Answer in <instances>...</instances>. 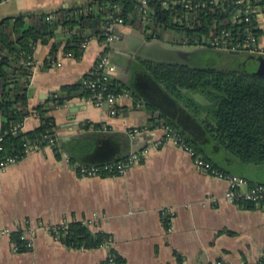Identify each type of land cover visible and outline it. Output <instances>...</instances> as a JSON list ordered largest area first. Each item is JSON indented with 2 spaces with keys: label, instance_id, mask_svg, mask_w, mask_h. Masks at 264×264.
Segmentation results:
<instances>
[{
  "label": "crops",
  "instance_id": "0c3cea01",
  "mask_svg": "<svg viewBox=\"0 0 264 264\" xmlns=\"http://www.w3.org/2000/svg\"><path fill=\"white\" fill-rule=\"evenodd\" d=\"M91 1L7 0L0 3V20L29 12L71 10ZM256 27L260 30L258 43L264 48V7ZM115 31L119 38L112 44L104 46L92 38L79 57L64 56L63 46L55 57L50 56L54 39L38 43L33 55L29 107L89 73L104 49L116 66L113 79L140 93L144 89L139 74L146 61H186L205 66L203 52L194 54V46L170 42L168 34L161 39L146 38L128 23L116 26ZM220 54L234 66L215 67L231 69L240 68L242 63L248 66L250 57L261 56ZM50 59L61 65L51 67ZM117 106L118 112L111 114L106 105L96 106L88 97H75L51 114L63 141L95 133L97 129L90 126L85 130L81 125L98 122L105 132L127 134L130 152L146 147L147 154L124 174L78 175L50 146L31 150L0 168V226L17 227L29 220L35 227L32 247L26 251H13L9 237L0 239V264H109L111 248L124 258V264H258L264 260V204L227 201L225 180L195 167L192 157L170 142L154 146L163 132L146 126L148 114L141 103L134 104L131 97L117 102ZM36 125L37 118L32 114L23 120V130ZM134 128L139 130L131 133ZM212 159L220 169L245 179L242 190L264 184V163H240L226 159L222 152L212 154ZM72 219L110 236L93 248L66 246L52 231L54 225Z\"/></svg>",
  "mask_w": 264,
  "mask_h": 264
},
{
  "label": "trees",
  "instance_id": "16d2710c",
  "mask_svg": "<svg viewBox=\"0 0 264 264\" xmlns=\"http://www.w3.org/2000/svg\"><path fill=\"white\" fill-rule=\"evenodd\" d=\"M140 3V0H93L87 4L91 6L87 12H75L82 8L78 6L49 13L29 12L25 16L0 20V160L7 155L21 159L27 154L28 147L40 150L50 146L58 156L65 153L70 165L120 161L130 152L127 134L105 132L98 122H84L81 128L87 130L91 126L98 131L88 132L72 142L58 136V126L51 111L72 98L88 97L90 91L83 86L82 79L92 77L89 73L62 85L42 103L29 107L33 55L38 43H49L54 39L50 56L55 57L59 47L63 46L64 52L70 51L79 57L82 41L87 38L102 41L110 14L121 17L124 23L139 29L146 38L161 39L163 34H168L170 42L194 46L193 53L200 50L203 56L204 48L227 52L204 45L208 35L225 28L232 30L236 39L242 36L241 23L245 21L233 22L228 10L232 7L228 5V9L185 11L171 0H146L144 14L138 8ZM50 13L54 17L48 20L46 16ZM248 26L257 36L260 34L254 19ZM260 55L264 58V53ZM139 75L143 93L113 78L108 88L128 90L133 103H141L146 110L147 127L169 126L197 155L225 173L230 172L220 169L212 154L222 152L226 159L240 163H264V76L242 68L151 60L143 64ZM32 111L36 112L37 125L31 130L15 129V125L22 123ZM54 227L52 233L56 232L57 239L73 248L97 247L110 236L101 230H90L82 220L76 219ZM21 233L20 229L13 231L10 241L18 245V251H26ZM110 253L124 264V258L114 249L111 248Z\"/></svg>",
  "mask_w": 264,
  "mask_h": 264
},
{
  "label": "built area",
  "instance_id": "2783aa9c",
  "mask_svg": "<svg viewBox=\"0 0 264 264\" xmlns=\"http://www.w3.org/2000/svg\"><path fill=\"white\" fill-rule=\"evenodd\" d=\"M7 0H0V3ZM139 10L146 14V0H140ZM173 3H178L185 11H190L192 9H228L230 11V18L233 22L242 24V36L240 39H236L234 32L230 29H221L216 33H212L204 38V45H208L215 49L227 52H247L250 54L260 55L264 53V48H261L258 43V36L253 32V30L248 26L251 19L257 20V17L262 12L264 7V0H171ZM165 3V2H164ZM228 5V6H227ZM220 8V9H221ZM91 9V6L85 5L82 8L76 9L75 12H87ZM113 13V12H112ZM54 16L50 13L47 14L46 19L50 20ZM107 23L105 25L104 38L101 43L104 46L112 44L115 40L119 38V35L115 31V27L124 23L123 19L119 16H114L110 14L107 18ZM238 32V36L240 34ZM237 37V36H236ZM90 39H85L80 44V50L83 51L89 44ZM66 57H75L70 51L65 52ZM61 62L58 60L50 59V66L57 67L60 66ZM116 73V66L111 62L109 54L104 49L97 56L89 75L92 77H86L82 79V84L89 91L90 95L88 98L96 106L106 105L111 114L118 112L117 102L123 99L131 98V94L126 89H121L120 91H112L108 88L109 81L113 78ZM32 115L35 116L36 112L32 111ZM17 127H23V122L15 125ZM162 136L157 139L153 144L158 146L161 143L170 142L174 146L180 148L192 157L193 164L198 169L203 172L223 179L227 182V189L224 193V197L229 202H253L264 204V184L258 183L253 184L245 190H242V185L246 182L241 176L235 175L233 173H225L217 168H215L209 161L197 155L192 147L187 145L181 137L177 135L173 129L169 126H162ZM139 129H131V133L137 132ZM1 138V137H0ZM52 142V140H50ZM33 150L28 147L26 152ZM148 152L146 147H143L137 151H131L124 160L114 161L103 164H84V163H74L72 168L74 171L81 176L86 177H96V176H117L124 174L127 169L133 165L135 162L141 160ZM63 157L68 161V157L65 153H62ZM20 160L15 156H3L0 160V168ZM105 173V174H104ZM62 224V223H61ZM21 230L20 237L25 239L26 250L31 249L33 244V236L35 233V227L30 223L29 220H25L17 227L11 226H0V239L2 237H9L10 234L15 230ZM11 249L13 251H18V245L11 242ZM109 264H122L114 259V256L109 257ZM218 264H222L218 262ZM258 264H264V260H260Z\"/></svg>",
  "mask_w": 264,
  "mask_h": 264
},
{
  "label": "rangeland",
  "instance_id": "374dc122",
  "mask_svg": "<svg viewBox=\"0 0 264 264\" xmlns=\"http://www.w3.org/2000/svg\"><path fill=\"white\" fill-rule=\"evenodd\" d=\"M206 59L204 60V64L208 65V66H230L233 68L234 65H232V63L229 62V60H227L228 58L221 55L218 51H214V50H209L204 48L203 49ZM193 59H195V56H193ZM248 66L246 65V63H242L239 65L240 68L245 69V70H249L252 72H256V73H260L262 68H261V63L258 61L257 58L255 57H250L249 61H248Z\"/></svg>",
  "mask_w": 264,
  "mask_h": 264
},
{
  "label": "water",
  "instance_id": "95a60500",
  "mask_svg": "<svg viewBox=\"0 0 264 264\" xmlns=\"http://www.w3.org/2000/svg\"><path fill=\"white\" fill-rule=\"evenodd\" d=\"M235 53V52H234ZM237 53V52H236ZM260 60L261 63V72L259 73L260 75L264 76V58L262 56L257 57Z\"/></svg>",
  "mask_w": 264,
  "mask_h": 264
}]
</instances>
